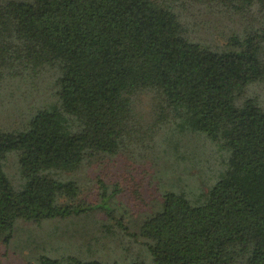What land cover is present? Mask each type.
I'll return each instance as SVG.
<instances>
[{
	"label": "trees",
	"instance_id": "obj_1",
	"mask_svg": "<svg viewBox=\"0 0 264 264\" xmlns=\"http://www.w3.org/2000/svg\"><path fill=\"white\" fill-rule=\"evenodd\" d=\"M192 133L227 149L225 171L198 197L166 191L137 236L153 264H264V0H0V247L19 219L112 215L103 179L83 196L89 169H188Z\"/></svg>",
	"mask_w": 264,
	"mask_h": 264
},
{
	"label": "rangeland",
	"instance_id": "obj_2",
	"mask_svg": "<svg viewBox=\"0 0 264 264\" xmlns=\"http://www.w3.org/2000/svg\"><path fill=\"white\" fill-rule=\"evenodd\" d=\"M191 135L188 144L195 147L199 158L198 163L188 161V165L193 164L188 169L169 167L164 162L158 166L152 160L138 163L125 156L92 166L88 171L92 188L86 189L83 196L88 201L98 200L95 179H103L117 189L110 201L115 216L88 211L41 222L19 219L11 242L0 247V264H42L41 259L46 256L111 264H153L150 252L137 236L138 224L159 208L166 191H186L198 197L225 171L227 149L195 133ZM6 170L20 188L18 167L16 170V165L9 162Z\"/></svg>",
	"mask_w": 264,
	"mask_h": 264
}]
</instances>
